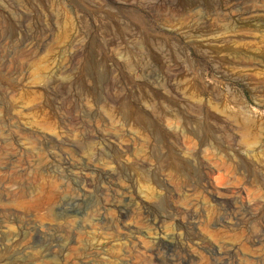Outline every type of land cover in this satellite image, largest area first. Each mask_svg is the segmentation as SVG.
I'll return each mask as SVG.
<instances>
[{"label": "rangeland", "instance_id": "obj_1", "mask_svg": "<svg viewBox=\"0 0 264 264\" xmlns=\"http://www.w3.org/2000/svg\"><path fill=\"white\" fill-rule=\"evenodd\" d=\"M43 1L0 0V264H264V0ZM126 55L217 144L132 120Z\"/></svg>", "mask_w": 264, "mask_h": 264}, {"label": "bare ground", "instance_id": "obj_2", "mask_svg": "<svg viewBox=\"0 0 264 264\" xmlns=\"http://www.w3.org/2000/svg\"><path fill=\"white\" fill-rule=\"evenodd\" d=\"M54 1L55 0H44L43 2H41V5L44 8H49V7L52 8L55 6ZM93 2L96 3V5H98V6H102V5L105 6V4H106L104 0H93ZM166 2L170 3L171 8L173 7L172 0H166ZM155 9H156V6H154V10ZM123 34H125V33H123ZM108 49H109L110 53H112L113 55H115V54L118 55L119 53H122V52H125V53L129 52L127 55H129L130 57L126 55V57H127L126 61H124L122 64H119L117 62V66L121 71L125 72V74L128 76L129 79L134 80L136 82V84H138L137 88H135L136 90L132 93L133 109H132V107H129V109L133 110V112H131V114H132L131 119L132 120H134L137 124L139 122H143L144 120H146L147 116L143 113L142 105L144 103H150L154 106L161 107L163 110L162 111L163 115L165 117L174 118L177 121H181L183 124L186 125L187 132L193 136H196L202 142H204L210 146H214L215 144H217V138H218L217 134L213 133L212 131H210L208 129V127H206L205 121L202 120V116L199 115L198 110L195 111L196 114L194 115L197 119L195 118L193 121V120L185 119L184 118L185 117L184 112H179V110H177L175 107H173V104H172L173 102L174 103L175 102L180 103V101L184 98L182 95H180L178 92H176L175 87H173V84H171V80L173 79L172 72L171 73L169 72L167 74L168 78H167L166 82L164 83V85L162 84L163 87L161 86L162 90H164L165 93L170 94V96H172V98L175 99V100L170 101L171 99H168L166 96L163 95L160 87H158L157 89H151L150 88V82H151L150 78L139 77L137 75V71H135L136 61L129 59V58L134 57V53H132L131 51H126V49L124 48V45H122V44H120V45L119 44H113V45L109 46ZM130 49L134 50V49H136V47H132V48L130 47ZM125 53H124V55H125ZM174 78L176 80H178L179 83H181V85L182 84H186L189 86H195L196 85V83L192 79H190L186 75V73L177 72L176 74H174ZM154 80H155V78L152 79V82ZM186 95H188L189 98L191 97L190 93H188ZM213 95L216 98V100L218 101V104L217 105L212 104L209 107V112L215 113L216 115H219L222 118L232 120L235 123L240 134H242L241 138L238 140L239 146H241V148L242 147L245 148V146L247 144L246 142L248 139H254V140L257 139L256 141H259L258 134H257L258 132H256L257 131V125L254 122V120L251 118L249 119L248 116H246L242 112H240V113L232 112L226 105H224L221 102L220 95L218 93H213ZM109 106H111V105H109ZM202 130H205V131H202ZM262 130H264V129H262ZM262 140H264V139H262ZM257 143H259V142H257ZM237 148H239V147H237ZM225 155H226V153H225ZM228 158L231 159V157H228ZM234 158H236V157L232 156L233 162H234ZM255 158H257V156ZM261 158H262V156H261ZM236 160H238V159H235V161ZM262 162H264V160H262ZM236 163L238 164L237 161H236Z\"/></svg>", "mask_w": 264, "mask_h": 264}]
</instances>
